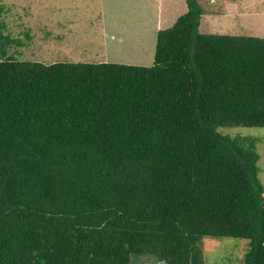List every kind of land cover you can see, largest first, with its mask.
Segmentation results:
<instances>
[{
    "label": "trees",
    "instance_id": "16d2710c",
    "mask_svg": "<svg viewBox=\"0 0 264 264\" xmlns=\"http://www.w3.org/2000/svg\"><path fill=\"white\" fill-rule=\"evenodd\" d=\"M186 1L152 67L0 56V264H205L207 237L264 264L258 140L219 132L264 128V38Z\"/></svg>",
    "mask_w": 264,
    "mask_h": 264
},
{
    "label": "rangeland",
    "instance_id": "374dc122",
    "mask_svg": "<svg viewBox=\"0 0 264 264\" xmlns=\"http://www.w3.org/2000/svg\"><path fill=\"white\" fill-rule=\"evenodd\" d=\"M151 1L0 0V56L46 66L114 63L152 67L158 37L155 11L159 6ZM252 1H259L257 9L262 12L251 18L248 12L246 16L237 14L247 10ZM260 1L198 0L205 12L201 31L264 37V2ZM185 2L165 0L166 6L161 10L166 7L168 13L181 18L187 14H181L187 9ZM169 24L170 20H163L161 29L167 30ZM219 132L258 140L259 177L264 185V128H229ZM202 251L205 264H246L249 242L207 237ZM133 264L165 263L156 257H133Z\"/></svg>",
    "mask_w": 264,
    "mask_h": 264
},
{
    "label": "crops",
    "instance_id": "0c3cea01",
    "mask_svg": "<svg viewBox=\"0 0 264 264\" xmlns=\"http://www.w3.org/2000/svg\"><path fill=\"white\" fill-rule=\"evenodd\" d=\"M261 1L264 2V0H261ZM164 2H165V0H154V1L152 0L151 1V4H153L154 6H159V7L156 8V11H155V15H156V28H155L156 36L155 37H157L158 33L161 30H163V29H161V24H162L163 20H167V21L170 20L171 21V24H169L170 26H168V28H171V27L174 26V24L178 21V19L180 17V15H176L175 13H168L166 7H165V10L164 9L161 10L163 8V6H166V4ZM185 4H186L187 9H186L185 12H181V14H184L186 12L188 13L187 1L185 2ZM258 7H260L259 1L258 2H253L252 1L251 5H249L247 7V10L241 11V12L237 11V14L240 13L241 16H246L247 15V12H248V14H249L248 16L251 18L255 14H257L258 12H262L261 9H257ZM212 17H213V15H212ZM203 20H204V15L202 17L201 26H200V32H201V34H203V32L201 31L202 25H203ZM205 35H211V34H205ZM257 37H261V36H257ZM261 38H264V37H261Z\"/></svg>",
    "mask_w": 264,
    "mask_h": 264
}]
</instances>
